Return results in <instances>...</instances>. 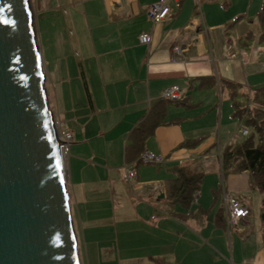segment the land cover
<instances>
[{"label": "crops", "instance_id": "obj_1", "mask_svg": "<svg viewBox=\"0 0 264 264\" xmlns=\"http://www.w3.org/2000/svg\"><path fill=\"white\" fill-rule=\"evenodd\" d=\"M154 1H51L54 16L69 15L71 21L66 33H57V57L44 59L53 114L74 134L69 153L77 154L76 145L82 151L81 172L70 170L69 154L66 158L69 201L80 222L81 206L86 213L89 204L105 199L117 223L135 225L128 236L135 250L119 254L117 264H264V223L258 210L263 194L251 185L247 171L223 167L221 155L237 136L226 82L250 92L264 84V46L258 43L264 0H170L171 13L159 23L146 16ZM233 5L241 10L232 12ZM142 32L150 33L148 44L139 42ZM249 38L256 45L247 47L243 40ZM179 45L180 54L174 50ZM71 83H80L76 93ZM175 84L185 90V105L168 104L166 119L177 121L159 125L144 143L163 161L151 169L152 164L140 161L125 163L129 132L162 91ZM91 164L101 171L86 174ZM125 165L136 170L131 181L125 179ZM177 169L202 174L187 207L167 196ZM129 190L138 198L130 199ZM225 191L249 208L236 226L224 219ZM81 231V259L91 264Z\"/></svg>", "mask_w": 264, "mask_h": 264}, {"label": "water", "instance_id": "obj_2", "mask_svg": "<svg viewBox=\"0 0 264 264\" xmlns=\"http://www.w3.org/2000/svg\"><path fill=\"white\" fill-rule=\"evenodd\" d=\"M31 0H0V264H81Z\"/></svg>", "mask_w": 264, "mask_h": 264}, {"label": "trees", "instance_id": "obj_3", "mask_svg": "<svg viewBox=\"0 0 264 264\" xmlns=\"http://www.w3.org/2000/svg\"><path fill=\"white\" fill-rule=\"evenodd\" d=\"M262 33L258 43L264 46V6L261 15ZM228 95L233 107L232 117L250 128L245 138L238 142L237 136L221 152L222 165L236 172L247 171L251 185L264 193V84L257 87L250 94H243L238 83L226 82ZM87 90L86 83H84ZM88 93V90H87ZM89 102L90 96L89 94ZM239 96L247 97V104L241 105L236 101ZM185 99L167 100L162 97L157 99L145 115L136 123L127 136L124 146L123 158L125 163L139 161V156L144 150L146 138L155 128L163 124H171L177 120L166 119V106L173 103L185 105ZM202 174L184 173L177 169L176 177L169 181L167 196L171 202H177L187 207L194 199L199 188ZM261 220L264 223V194L261 200ZM264 241V230H263Z\"/></svg>", "mask_w": 264, "mask_h": 264}, {"label": "rangeland", "instance_id": "obj_4", "mask_svg": "<svg viewBox=\"0 0 264 264\" xmlns=\"http://www.w3.org/2000/svg\"><path fill=\"white\" fill-rule=\"evenodd\" d=\"M52 0H31V5H32V10H33V17H34V23H35V32H36V38H37V42L42 54V60H43V65H44V70H45V88H46V92H47V99H48V103H49V107L52 110L53 108V93H52V89L50 88L49 84V80H48V75H47V69H46V65L44 63V61L46 60V58H50V57H57V55L59 54V51L57 50L58 48L56 47V43H57V33H62V32H67V27H70L69 23L70 18L69 15H64L61 14L59 16V18H56L53 14L54 9L51 7ZM66 1V0H63ZM235 5H233V7L231 8L232 12L233 9H238L239 7H234ZM241 9L239 8V11ZM43 19L42 23L40 24L39 21ZM239 17L237 16L235 18L234 23L236 22V20H238ZM261 24V23H260ZM262 26V25H261ZM65 27V28H64ZM263 30V29H262ZM39 32L42 35V40L44 43V46H42L41 44V39L39 38ZM245 44H247V47H249L250 45L254 46V42L255 39L254 38H249L247 40H243ZM259 41V38H258ZM256 45V44H255ZM44 47V48H43ZM264 54L261 52V56H263ZM44 57V58H43ZM45 59V60H44ZM264 63V58L263 60H261ZM50 67L49 70H51V65L48 64ZM80 70L77 69L76 72H79ZM80 78V77H79ZM77 79V81H81V79ZM81 83V82H80ZM80 83H76V85L80 86ZM75 83H71L70 87H71V91H74L76 93V87ZM82 85V84H81ZM83 88V86H82ZM79 89V88H78ZM252 89V88H250ZM82 90V89H81ZM80 90V94L81 96L84 98V94L82 93V91ZM241 92H243V94H250L249 90H242ZM253 92V91H252ZM78 97V94H77ZM247 100L248 98L244 97V96H239L238 98H236V101H238L239 104L241 105H246L247 104ZM79 101H82V99H80ZM53 113V111H52ZM54 116V114H53ZM54 120L58 121L55 119L54 116ZM234 123L237 122V128L235 127V130H237V137L239 138V141L243 138H245L246 135H242L241 134V128L245 127L247 128L248 132L251 130L249 127H247L244 123L239 122V120H237L236 118H233ZM235 132V133H236ZM248 134V133H247ZM241 138V139H240ZM238 141V142H239ZM76 151L77 154H75L73 150L70 151L69 156H68V165L70 167V170L72 171H76L81 172V161H80V156L82 155V151L79 149L81 146L80 145H76ZM93 161L97 162L96 159H94ZM92 165V164H91ZM89 165L87 167L88 171L86 170L85 173L86 174H95L97 171H101V169L98 167V165ZM149 169H151V167H157V164H152V165H148ZM94 169H93V168ZM85 169V168H84ZM84 171V170H83ZM164 173H167L169 176H171L173 174V172L171 170L167 171V170H161ZM206 180L209 179V176L206 174ZM90 177V176H89ZM67 184V183H66ZM68 190V187H67ZM69 193V191H68ZM261 194H264L262 192H260ZM70 194V193H69ZM225 192L222 193V205L224 206V201H223V196H224ZM129 195L128 197H130V199H136L138 197H135L134 195H132L131 191L129 190ZM103 196V194L101 195V197ZM156 197V196H155ZM70 199V197H69ZM101 201L97 204L96 202L92 205L89 204V209L87 210V212L90 210V207L92 206L91 212L88 214L87 212L85 213L83 211L84 206H81V210H80V217H81V222L78 219L77 216V211L75 210V204L74 202L70 203V205H72V209H71V216H72V221H73V226L75 229V233L77 236V240L79 237V244L81 245V238L82 237V231L84 230L85 233V237H86V241H87V249L91 252V264H117V257L119 256V254L122 255H126L127 253L133 252L135 250L134 248V243L131 242V240L128 242V239L130 237L129 234L133 232L132 228L135 226L131 223H117V219H113L112 218V206L110 205L111 203L105 199H100ZM85 205V203H84ZM108 206H110V210H108ZM71 208V206H70ZM94 210V211H93ZM259 211L261 210V208L259 207L258 209ZM257 214V213H256ZM82 215V216H81ZM98 218H102V219H98ZM261 218V216H260ZM90 219V221L88 220ZM94 219H96V221L94 222ZM98 219V220H97ZM101 220H103L104 222H101ZM94 222V223H93ZM81 223L83 228H81ZM75 224V225H74ZM132 231V232H130ZM126 236L128 238H126ZM129 244H131L132 246L130 247ZM78 250H79V256H80V260H81V264H83V260L81 259V252H80V248L78 246ZM99 250L100 256H98L97 252ZM84 264L85 260H84Z\"/></svg>", "mask_w": 264, "mask_h": 264}, {"label": "built area", "instance_id": "obj_5", "mask_svg": "<svg viewBox=\"0 0 264 264\" xmlns=\"http://www.w3.org/2000/svg\"><path fill=\"white\" fill-rule=\"evenodd\" d=\"M169 1L170 0H157L150 3L146 9L147 18L153 23H159L165 20L171 13V8L168 4ZM138 40L141 44H148L151 40V35L150 33L142 32L139 34ZM174 50L180 54L182 49L179 45L176 46ZM161 97L167 100H181L185 97V90L175 84L165 88L161 93ZM55 126L57 129L58 148L65 163L69 154L70 143L74 139V134L69 128L59 121H55ZM247 133V128H241L242 135H246ZM139 161L142 164H158L163 161V157L147 148H144L139 156ZM124 172L125 179L128 181H131L136 176V170L132 165H125ZM223 201L224 219L227 225L236 226L241 219L245 218L249 214V208L242 205L229 192L225 191ZM230 264L233 263L230 262Z\"/></svg>", "mask_w": 264, "mask_h": 264}]
</instances>
